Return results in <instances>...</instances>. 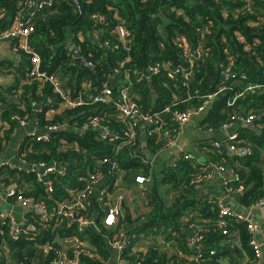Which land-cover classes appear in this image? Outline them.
Segmentation results:
<instances>
[{
    "label": "trees",
    "instance_id": "obj_1",
    "mask_svg": "<svg viewBox=\"0 0 264 264\" xmlns=\"http://www.w3.org/2000/svg\"><path fill=\"white\" fill-rule=\"evenodd\" d=\"M35 1L0 0V34L17 18L29 20L33 24L30 45L41 58V69L57 73L70 97L81 96L85 104L67 108L51 120H42L47 129L64 124L69 128L54 132L47 141H26L18 151L25 166L21 170L0 167V191L14 185L16 194L10 197L11 203H17L19 196L30 197L55 213L62 204L76 202L90 177L98 174L99 166L106 170L111 162H117L119 171L125 173V185L130 186L138 174L148 179L144 186L147 185L146 200L151 209L138 216H133L128 208L122 209L117 223L109 227L104 223L108 200L89 193L84 208H76L75 212L79 217L96 218L95 225L80 230L76 223L57 220L55 216L51 225L38 221L37 230L22 234L16 241L9 236V217L0 216V264H52L57 259V248L64 249L76 264H110L114 258L111 243L121 238V230L131 236L128 246L119 254V261L124 264H253L256 258L250 240L254 234L249 222L231 218L223 230L218 200H195L191 190L214 169L224 167L235 175L227 187L233 191L243 188L240 202L244 207L251 208L264 198V86L247 88L252 84L264 85V0H83L81 10L72 0H55V6L39 10L31 18L27 14ZM118 24L128 31L125 40L116 32ZM72 45L78 46L85 64L75 60ZM185 48L192 54V62L183 58ZM20 55L23 63L14 75L15 80L29 83L20 94L14 91L15 86L0 88L1 149L9 141L14 116L30 115L34 103L47 107L59 101L47 80L29 76L30 56L24 51ZM157 63L169 67L150 73L148 67ZM229 63L236 75L225 90L226 101L204 124L217 130L224 128L232 115H252L256 116V127L261 133L239 127L238 137L228 140L226 146L204 144V163H199L197 155L191 153L194 159L181 158L179 163L173 165V161L171 166L161 167L162 180L151 179L155 166L138 149L140 132L135 141L121 143L113 139L123 136L128 129V122L115 104L120 101L123 81H128L125 85L129 84L130 96L143 112L169 108L161 114L162 128L172 131L178 127L172 120L173 110L198 109L218 86L215 78ZM0 66L9 69L14 64L3 61ZM190 66L192 72L188 75H167L170 68ZM105 82L113 90L110 102H93ZM152 90L158 98H153ZM243 90L235 103L228 106V100ZM94 117L107 126V137L98 129L83 128ZM147 140L154 155L164 150V136L155 135ZM227 144L236 150L249 148L251 152L231 155ZM106 158L109 162H103ZM40 163L63 164L64 173L55 171L40 181L29 170V166ZM113 173L109 175L111 181L119 172ZM109 190L112 192L114 186ZM167 193H172L171 203L163 201ZM29 218L38 220L34 214ZM250 219L254 224L252 216ZM183 223L203 229L197 231L203 234L198 242L201 250L196 252L181 233L179 224ZM262 232L264 235V220ZM152 235H162V239L149 241ZM76 237L82 242L80 247L78 241L74 242ZM235 238L241 245L240 253L234 251ZM45 245L51 246L46 254Z\"/></svg>",
    "mask_w": 264,
    "mask_h": 264
},
{
    "label": "built area",
    "instance_id": "obj_2",
    "mask_svg": "<svg viewBox=\"0 0 264 264\" xmlns=\"http://www.w3.org/2000/svg\"><path fill=\"white\" fill-rule=\"evenodd\" d=\"M55 6V0H39L33 5H30V8L32 9L33 7L35 8V11H30V16H34V13L36 14L37 11L43 10L45 8L53 7ZM96 18V16H95ZM102 19V17H100ZM33 32V24L30 23L29 20L23 21L20 18H17L16 20L13 21L11 26L5 30L2 34H0V40H11L13 42H16L20 49L27 53L30 56L31 60V66L29 68V76H37L40 78H43L45 80H49L56 93L59 94L61 101L64 105L70 108H76L79 106H82L85 104L84 100L82 97L73 99L70 97V95L65 94L61 83L57 80V78L54 76L55 74H49L46 71H43L41 69V58L39 54L31 47L30 45V35ZM116 32L121 40H125L126 37L128 36V31L125 28L123 24H118L116 27ZM226 53L228 54V60H231V56L229 51L226 50ZM183 58L188 59L190 62L193 61L192 54L188 51L187 48L184 49L183 51ZM79 61H82V59L79 57ZM89 65L91 63L89 62ZM168 64L162 65L160 63H157L153 66L148 67V71L150 73H159L161 70L168 68ZM192 72V66H190L188 69H172L170 68L168 70V77L173 78L175 75L178 74H190ZM236 73L233 71V66L231 63L226 64L220 72V77L218 78V86L216 87L215 91L213 93L208 94V96L203 100V104L198 107V109H195L194 111H179V110H173L172 113V120L177 124V128L174 130H163V120L161 119V114L164 112L169 111V108H165L164 110L161 111H154V112H143L137 103L132 99L130 96V93L128 91L129 89V84L128 86L125 85V82L127 83L128 81H123L122 84V89L120 91V101L116 102V109L121 113L123 118L128 122V129L125 131L123 136L121 137H113V139H119L121 143H126L128 141H135L138 135L139 130V125L143 124L147 126V129L145 131L146 137L150 138L155 135H160L164 136L166 139L165 145H164V150L165 149H172L176 145V136L181 127L184 126L185 123H187L191 117V115L194 112H199L202 110L205 105L213 99L215 96L218 94L223 93L227 89V85L229 84L230 80L235 77ZM264 85L261 84H252L249 85L247 88L248 90H254L257 88H261ZM247 90V89H244ZM244 90L240 93H237L235 96L231 97L228 100V104L232 106L235 103V100L241 96L244 93ZM113 96V90L109 87L108 83H103L100 89L99 94L93 98V102H110L111 98ZM14 120H19L21 124H25V121L23 118H20L19 116H14ZM256 119V116L248 115L244 116L242 114L240 115H232L231 121L225 125L229 126L233 124V122L239 121L241 123H252ZM94 129H98L102 132L104 137H107L109 134V130L107 126L103 125L98 117H94L91 119L88 124ZM56 129V127H50L49 130ZM236 138V137H235ZM31 140L34 141H47L48 140V135H43V136H34ZM3 143L0 135V143ZM216 147H219V143H215ZM245 153L248 152L250 153L251 150L249 148L244 149ZM181 158L185 160H190L194 159V155L191 153H181L178 155L177 159L180 160ZM20 159H22L20 157ZM25 164V161H22ZM103 162H109V160L103 159ZM175 163H173L174 165ZM9 166L7 164H1V166ZM102 165V164H100ZM24 167V166H23ZM22 166L16 168L14 166H9L11 169H18L21 170L23 168ZM220 170H224V167H220ZM29 170L33 171L37 174V177L40 181H45L46 177L55 171H58L59 173L63 174L64 173V167L60 166V164L57 163H52V164H47V163H40V164H33L29 166ZM106 170H109L108 174L106 173ZM101 169V167H98L96 175H92L88 181V184L86 185L84 192L79 194L76 198V202L74 204H62L56 211V215L58 214L60 216V219H63V216H67V218H72L73 220H76L79 222L80 227L84 225H95L94 220L87 219L85 217H79L77 213L75 212L76 208H84V199L86 198L87 194L93 193L97 195L101 200L106 197L107 205H109L108 210L106 212V215L104 217V223L107 226H114L117 220V215H119L121 211V207L123 204L124 197L122 194H118L117 198H113V191L123 187L124 185V178H125V173L124 171H119L118 169V164L117 162H111V167L108 169ZM104 171V172H103ZM114 171L119 172L116 174V178L111 181V177L109 175L114 174ZM108 179V183L102 187L99 186V184L102 182V180ZM135 182L138 183L141 188H144L145 182L148 180L144 175H137L135 177ZM200 181V179H198ZM114 184V185H113ZM111 186H114V190L110 192L109 188ZM4 189V188H3ZM228 190H232V188H228ZM243 188H240L239 191H242ZM233 191V190H232ZM5 200L6 198L10 200L11 196H14L16 194V188L14 185L6 187L5 188ZM216 200H212V202H215ZM220 206V211H219V217L220 221L219 224L223 227V230H225L226 227H228V220L231 218H237V219H244L249 222V229L250 231L254 234L255 232V225L253 224V221L250 219L252 216L249 212L250 210L254 209L255 207L258 206H264V198L259 200L255 205H253L250 210H248L249 215L243 216L241 214H236L234 210H232L230 207L228 208L227 206L223 205L222 203L218 202ZM13 206L20 205L23 208L28 207L31 205V209L33 207L41 208L43 211V215L41 220H39L38 216L34 213V215L37 216L38 220L43 222L46 225H51V222L53 221L55 217V213H51L43 204H39L36 202L33 198L30 197H18L17 203H12ZM0 216H8L9 217V223L11 225V230H10V239L13 241H16L20 238L22 234L27 233L28 226L30 224H33L35 226L36 221L30 219L27 221L26 224L24 225H19L16 223V220L12 215H2L0 213ZM66 218V219H67ZM79 227V229H80ZM35 229L37 230V227L35 226ZM227 231V230H226ZM224 231V232H226ZM122 236L120 239H116L111 243L112 248L114 249V258L112 261L116 260L117 262H120L121 264H124L123 262L119 261V254L122 253V251L128 246L130 239H128V236L126 234L121 233ZM67 240V239H66ZM74 242L78 241V237L74 239ZM72 241V240H71ZM200 241L199 235H195V238L193 237L192 244L197 252V250H201L202 246L198 244ZM65 242V240H64ZM79 242V247L80 244L82 243L81 241ZM250 244L256 249V255L253 264H261V258H262V247L264 246V235L261 238H257L255 234L252 236L250 240ZM51 246L45 245L43 247V252L46 254L50 251ZM76 253L79 251L76 250ZM56 254H57V259L52 263V264H76L77 261H72L67 257V254L64 249L57 248L56 249ZM179 264H186V263H179Z\"/></svg>",
    "mask_w": 264,
    "mask_h": 264
},
{
    "label": "crops",
    "instance_id": "obj_3",
    "mask_svg": "<svg viewBox=\"0 0 264 264\" xmlns=\"http://www.w3.org/2000/svg\"><path fill=\"white\" fill-rule=\"evenodd\" d=\"M35 2H37V0ZM30 11H35V8L33 7L32 9H30ZM27 15L30 16V12ZM34 16L32 15L30 17L34 18ZM74 49L78 50V46L75 45ZM21 52L22 50L20 49L19 45L16 42H13L11 40H0V63L3 61H7L11 64H14V66L9 69H6L7 67L0 66V88L8 89L9 87L15 86L14 91L16 90L15 92L17 94H20L24 85L29 83L24 79H21L20 81H17V79L15 80L14 75L19 73V70L23 63L21 61V55H20ZM195 53L196 56H198V51H196ZM75 60H77V62H80L78 57L76 56H75ZM26 71L28 72V69H26ZM56 75L57 73L54 76L61 83L65 94L70 95L69 91L65 88L62 81L59 80L58 76ZM47 81L52 85V83L49 80ZM54 93L59 97V101H56L55 103L47 107L46 105H43L41 103H34L32 113L30 115L23 116L25 124H21L19 120L15 121V125L11 130V135L6 147L4 146L2 149L0 148V165L7 164L9 166H14L16 168L20 166L22 167L25 166V164L22 162L23 159H20L18 151L23 146V144L26 143V141L31 140L34 136H43V135H48V140H49L50 138L49 136L54 132L58 130L59 131L68 130L69 128L68 124L58 126L56 127V129L53 130H49L46 128V126L44 127L42 126L43 119L51 120L54 116L60 115L62 112L66 111L67 108H70L62 103L61 98L59 94L56 93V91ZM225 94H226L225 91L221 94H218L213 99H211L202 110H200L199 112H194L191 115L189 121L179 129L176 136L175 147L172 149H165L162 152H159L158 155L157 154L154 155L151 152L150 147L148 146V140L145 135L147 126L143 124L139 125L140 136H139L138 149L143 152L146 160L151 161V163L155 166V172L151 174V179L153 180L158 179L159 181L162 180L164 178V174L160 171V168L161 167L166 168L168 166H171L173 161L174 163L176 161L177 163H179L180 160L178 161L177 157L179 154H181V152H187V153L190 152L196 154L199 163L202 164L205 162V156L203 151L205 149L204 144L206 142H210V144L212 142L211 145L213 147L220 148L221 146L222 147L226 146L228 140H232L235 139V137L236 138L238 137L239 127L237 123L239 121L233 122V124L229 126H224V128L217 130L214 128H209L206 126V124H204L205 120L211 116L212 112L218 107V105L220 103H224L223 101L226 98ZM13 97L14 96H11L10 98L12 99ZM153 98L155 99L158 98V94L157 97H154L153 94ZM228 106L230 105L228 104ZM194 110L195 109L191 111ZM90 127H91L90 125H84L83 128H90ZM257 129L258 128L256 127V130ZM257 131L260 132L261 130H257ZM215 143H219L220 146L216 147ZM226 149L239 152L241 150L244 151V149L246 148L236 150V148H232L229 146V144H227ZM60 166H63V164H60ZM139 175H143V174H139ZM234 177L235 175L232 170H226V169L220 170L219 168H216L206 177V179L202 183H196L195 186H193V189L191 190V192L193 193L192 197L195 200H200V201L204 200V198L208 200L216 199L218 200V202L222 203L228 208L229 206L231 207L238 206L241 209L243 208V210H247L248 212L250 208L244 207L240 202V196H237L238 193L242 192L243 190L242 191L228 190L229 188L227 187L228 183L232 181ZM107 183H108V179H104L99 184V186L102 187ZM131 184L130 186H132L131 187L132 189H129L127 191L128 192L127 195L131 196L128 201L130 200L131 201L129 203L123 202L121 211L122 209L125 210V208H128L129 210L132 211L133 216H136L135 212L137 208L133 206V204L135 203L131 204V202L133 201L132 194L135 193L136 191H139L140 193H143V195H145V198H143L142 201H144V203H146L147 206L148 203L150 202L146 200L145 190L147 188V185L146 187L144 186V188L142 189L141 186L136 182H132ZM124 186H128V185H125L124 183L123 187ZM161 186H164V183ZM5 188L2 191H0V197L2 198L0 202V213H2V215H12L16 220V223L19 225L26 224L27 221L30 220L29 215L33 213L32 210H30V212H26L22 206L20 205L13 206L9 199L6 198L5 200V196L3 195L5 194L4 192ZM119 193H120L119 190H116L115 192L113 191V198H117ZM172 198H173L172 193L171 194L167 193L166 195H164L163 201H167V203H171ZM150 209L151 207L148 206V211ZM121 211L119 215H117V220L121 214ZM234 212L238 214L236 211ZM249 213L252 215L254 219L255 227L259 226V230H255L254 232L255 236L259 239L263 236L262 221L264 220V206L255 207L254 209L250 210ZM158 216L160 217L161 215L158 214ZM183 224H179L180 225L179 229L182 231L181 233H183L184 236L187 238L189 244L192 242L193 237L195 238V235L198 234L200 238L201 236H203V234L200 235L199 233H197V231L200 230L198 225L190 226ZM121 232L126 234L125 231L121 230ZM126 236L130 237L127 234ZM151 237L152 238L149 239V241L158 238L162 239L161 238L162 235H158V236L152 235ZM235 240L236 238L234 239V243H233L234 251L236 253H240L241 245H239L238 240L237 243L235 242ZM236 247L239 249V252L235 250ZM110 264H121V263L114 260L111 261ZM261 264H264V246L262 247Z\"/></svg>",
    "mask_w": 264,
    "mask_h": 264
},
{
    "label": "rangeland",
    "instance_id": "obj_4",
    "mask_svg": "<svg viewBox=\"0 0 264 264\" xmlns=\"http://www.w3.org/2000/svg\"><path fill=\"white\" fill-rule=\"evenodd\" d=\"M37 1H39V0H37ZM102 19H103V17H102ZM101 19V20H102ZM72 47L73 48H75V45H72ZM75 51H76V53L77 52H79V48H78V50H76L75 49ZM80 53V52H79ZM76 57H77V55H76ZM79 58V57H78ZM80 58L82 59V57H81V54H80ZM80 63H83V64H85V62H84V60L82 59V61H80ZM88 64V66H91V65H89V62L87 63ZM86 64V65H87ZM115 72L116 73H118L119 72V70H115ZM217 81H218V79H217ZM246 89V88H245ZM98 95V93L95 95V97ZM264 154V153H263ZM263 160H264V156H263ZM139 175V174H138ZM137 176V175H136ZM133 179V178H132ZM132 179H130V180H132ZM135 179V178H134ZM130 182V181H129ZM134 182H135V180H134ZM196 183H199V182H196ZM130 184H131V182H130ZM129 189H132L131 188V186H124V187H120V188H118V189H116V190H119L120 191V193L119 194H122L123 195V197H124V200H123V202L125 203H129L130 201H128L129 199H130V197L131 196H128L127 195V191L129 190ZM116 190H114V192L116 191ZM132 198H133V201L131 202V204H133V203H135V204H133V206H135L137 209H136V215L138 216V215H140V214H145V213H147L148 212V206H147V204L146 203H144V201H142V199L143 198H145V195H143V193H140L139 191H136L135 193H133L132 194ZM39 211V212H38ZM57 211V210H56ZM56 211H55V216L57 217V220L58 219H60V216L57 214L56 215ZM32 212L34 213V214H36L37 216H38V218H39V220H41V218H42V215H43V211H42V209L41 208H37V207H33V209H32ZM67 216H63V220H69L71 223H76L77 225H78V227H80V224H79V222L78 221H76V220H73L72 218H67ZM96 219V218H95ZM95 219H94V221H95ZM39 220H37V219H35V221H36V223L39 221ZM85 226H89V225H84V226H81L80 227V230L81 229H83ZM131 238V236L130 237H128V239H130ZM140 245H143V243H142V241H141V244ZM253 247V246H252ZM254 248V247H253ZM254 251H255V255H256V249L254 248ZM262 254V253H261Z\"/></svg>",
    "mask_w": 264,
    "mask_h": 264
},
{
    "label": "water",
    "instance_id": "obj_5",
    "mask_svg": "<svg viewBox=\"0 0 264 264\" xmlns=\"http://www.w3.org/2000/svg\"><path fill=\"white\" fill-rule=\"evenodd\" d=\"M77 6H78V8L81 10V7H82V2H83V0H72ZM105 50H106V48H104ZM76 55H77V57H80V53L79 52H77L76 53ZM115 79H113V84L115 83ZM215 81H217V79L215 78ZM152 93L154 94V97H157V94L155 93V91L154 90H152ZM238 124V127H245V128H247V129H251V130H256V122L254 121V122H252V123H241V122H238L237 123ZM54 132V131H53ZM259 133H261V131L259 132ZM227 150V152L229 153V154H231V155H236V154H239V155H244L245 154V152L243 151V150H241V151H239V152H237V151H233V150H229V149H226ZM243 194V191L242 192H239L238 193V195L237 196H241ZM1 200H2V198L0 197V202H1ZM31 205H29L28 207H24V210L26 211V212H30V210H32L31 208ZM232 210H234V211H236L237 213H239V214H241V215H243V216H247V214H248V212H247V210H243V208L241 209L240 207H238V206H229ZM39 212V211H38ZM28 230L29 231H31V230H36L35 229V226L33 225V224H30L29 226H28ZM255 230H259V226H256L255 227ZM201 231H203V229H201V230H199V232H201ZM235 242L237 243V239L235 240ZM190 246L191 247H193V244L192 243H190ZM235 250L237 251V252H239V249L236 247L235 248Z\"/></svg>",
    "mask_w": 264,
    "mask_h": 264
}]
</instances>
